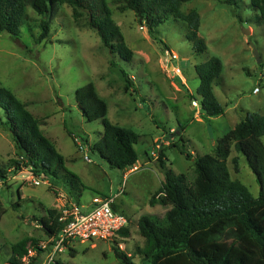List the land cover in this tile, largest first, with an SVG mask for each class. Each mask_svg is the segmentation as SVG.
Masks as SVG:
<instances>
[{
  "label": "rangeland",
  "instance_id": "374dc122",
  "mask_svg": "<svg viewBox=\"0 0 264 264\" xmlns=\"http://www.w3.org/2000/svg\"><path fill=\"white\" fill-rule=\"evenodd\" d=\"M229 1L189 0L183 5L185 14L197 11L200 15L199 37L207 46L200 55L187 39L188 29L183 21L170 18L157 29L155 36L164 41L166 48L152 37L134 12L113 4V19L134 52L130 62L111 54L89 26L86 15L75 19L73 9L67 5L55 8L50 35L41 43L37 41L41 18L31 9L29 14L35 21L23 29L18 39L8 33L0 35V88L8 89L28 105V110L41 121L46 137L64 157L66 170L81 182L65 172L60 173L59 179L49 180L23 164L18 170L13 162L22 160L11 134L0 126V156L12 174L8 181L0 182V264H8L14 245L22 243L32 248L34 243L38 246L47 240L39 219L48 218L50 210L59 214L66 200L72 198L81 206H89L94 196L115 199L116 210L130 219L129 236L77 244L57 261L120 264L114 254V247L119 246L135 264H145L136 255L137 248L145 246L138 220L150 214L162 217L167 211L161 205H149L164 181L157 163L160 154L167 158V169L192 178L193 159L189 160L180 150L194 158L211 154L219 139L245 119V111L264 115V23L258 22L259 13L251 7L250 0ZM247 30L249 35L245 34ZM253 46L261 63L257 62ZM212 58H219L223 64L214 94L225 114L217 119L208 118L201 111L196 72L197 65ZM89 83L95 85L107 103L108 120L140 137L135 145L139 156L137 170L113 168L93 150L104 131L102 121L87 122L75 99L77 89ZM256 88L260 92L254 93ZM237 156L238 171L233 164ZM228 168L232 179L259 197L260 185L245 157L233 150ZM35 180L41 184L36 185Z\"/></svg>",
  "mask_w": 264,
  "mask_h": 264
},
{
  "label": "trees",
  "instance_id": "16d2710c",
  "mask_svg": "<svg viewBox=\"0 0 264 264\" xmlns=\"http://www.w3.org/2000/svg\"><path fill=\"white\" fill-rule=\"evenodd\" d=\"M188 1L0 0V35L8 33L18 39L23 29L35 21L29 14L31 9L41 18L37 37L41 43L50 35L55 8L67 5L73 9L75 19L86 15L89 26L97 32L111 54L130 62L134 52L127 46L120 27L113 19L110 8L113 4L123 11L134 12L139 22L162 45H165L164 41L155 36L157 29L170 18L183 21L188 29L187 39L194 52L200 55L207 51L204 40L199 37L201 18L197 11L188 14L182 11ZM229 2L234 3L233 0ZM250 5L259 13L258 22L264 23V0H250ZM222 71L223 64L219 58L196 66L200 79L201 111L208 118L225 114L223 105L214 94V85ZM123 74L127 75L125 71ZM75 99L87 122L102 121L104 131L93 150L99 152L113 168L120 171L133 168L139 161L135 145L140 137L108 120V105L93 83L77 89ZM0 126L11 134L22 160L13 162L18 170L23 164L24 168L49 180H57L60 173L65 172L81 184L76 175L66 170L64 157L46 137L41 121L28 110L26 103L5 88H0ZM233 150L245 157L256 176L260 185L258 198L239 180L232 179L228 160ZM180 151L189 160L193 159L194 176L176 175L172 169H167L166 156L160 154L157 163L164 174V181L150 198L149 205H161L167 211L162 217L143 216L138 220L139 234L145 240V246L137 248L136 255L142 257L145 264H264V115L248 112L244 120L219 139L211 154L194 158ZM239 160V156L233 159L236 171L239 170ZM9 169L0 156V182L11 178ZM48 213V218L39 219V223L46 235L51 236L63 226L58 222L56 210ZM129 233V228H126L119 235L127 237ZM28 250L25 244L14 245L8 264H21ZM76 254L73 251L72 256ZM114 254L120 264H135L132 256L122 252L119 246L114 247ZM32 261V264L38 263L41 257Z\"/></svg>",
  "mask_w": 264,
  "mask_h": 264
},
{
  "label": "built area",
  "instance_id": "2783aa9c",
  "mask_svg": "<svg viewBox=\"0 0 264 264\" xmlns=\"http://www.w3.org/2000/svg\"><path fill=\"white\" fill-rule=\"evenodd\" d=\"M177 73H180L178 70ZM256 88L254 93H258ZM196 102V101H195ZM194 102V104H196ZM80 149L81 142L76 139ZM91 162L88 156L84 157ZM134 170H137L135 165ZM40 185V180H35ZM115 199L106 196H94L89 206H81L79 203L66 202L59 212L58 222L63 227L56 234L48 236L47 240L28 248V255L21 259V264H32L34 258L41 257V261L35 264H57L58 257L77 244H86L94 240L111 241L119 236V233L128 228L129 218L114 209Z\"/></svg>",
  "mask_w": 264,
  "mask_h": 264
},
{
  "label": "water",
  "instance_id": "95a60500",
  "mask_svg": "<svg viewBox=\"0 0 264 264\" xmlns=\"http://www.w3.org/2000/svg\"><path fill=\"white\" fill-rule=\"evenodd\" d=\"M245 34L249 35V34H250V30L245 31ZM253 48H254V55H255V57H256V59H257V62H258V63H261V59H260V56H259L257 50L255 49L254 46H253ZM169 55H170V58H173V56H172L171 53H169Z\"/></svg>",
  "mask_w": 264,
  "mask_h": 264
},
{
  "label": "crops",
  "instance_id": "0c3cea01",
  "mask_svg": "<svg viewBox=\"0 0 264 264\" xmlns=\"http://www.w3.org/2000/svg\"><path fill=\"white\" fill-rule=\"evenodd\" d=\"M259 92H260V91H259ZM248 112H250V111H245L244 118L246 117V115H247ZM220 117H222V116H220ZM220 117H218V118H220ZM216 119H217V118H216ZM239 123H240V122H239ZM234 128H235V127H234ZM148 155H149V154H148ZM148 155H147V156H148ZM68 201H70V202H75L73 198L70 199V200H66V202H68ZM114 207H115V205H114ZM115 208H116V207H115ZM152 208H155V207H152ZM116 211H117V210H116ZM117 212H118V211H117ZM150 215L152 216V215H154V214H150ZM127 217H128V216H127ZM142 217H143V216H142ZM128 218H129V217H128ZM140 218H141V217H140ZM140 218H139V219H140ZM129 220H130V219H129Z\"/></svg>",
  "mask_w": 264,
  "mask_h": 264
}]
</instances>
